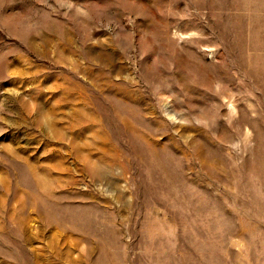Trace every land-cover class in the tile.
<instances>
[{
	"label": "rangeland",
	"instance_id": "1",
	"mask_svg": "<svg viewBox=\"0 0 264 264\" xmlns=\"http://www.w3.org/2000/svg\"><path fill=\"white\" fill-rule=\"evenodd\" d=\"M0 264H264V0H0Z\"/></svg>",
	"mask_w": 264,
	"mask_h": 264
}]
</instances>
